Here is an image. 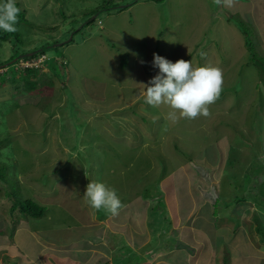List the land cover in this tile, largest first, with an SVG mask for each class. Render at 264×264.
I'll return each instance as SVG.
<instances>
[{"label":"rangeland","instance_id":"obj_1","mask_svg":"<svg viewBox=\"0 0 264 264\" xmlns=\"http://www.w3.org/2000/svg\"><path fill=\"white\" fill-rule=\"evenodd\" d=\"M250 1L233 0L231 7H224L213 0H136L127 8L105 11L89 21L98 10L121 1L16 0L29 22L16 25L21 42L11 34L0 40V65L15 53L39 47H47L48 58L40 67L39 89L14 83L11 78L0 87V186L7 181L1 186L0 205L6 204L3 197L9 190L16 191L19 198L27 196L24 186L23 192L19 189L20 179L27 184L25 188L38 191V177L54 161L64 165L66 172L72 166L67 161L76 155L99 165L102 156L94 148L108 149L109 142L119 140L124 146L127 134L125 158L132 165L130 177H137L140 186L148 182V194L158 192L156 178L169 176L183 196L187 192L185 177L197 181L203 174L210 181L213 172L221 178L217 189L226 194L224 201H218L219 213L220 206L235 197L241 175L252 176L248 167L255 163V153L264 149V136L255 128L264 134V83L250 59L242 26L225 20L224 10L251 31L264 62V26L254 10L255 5L264 6V0ZM255 16L258 21L253 22ZM70 38L62 46L56 45ZM153 53L172 62L192 60L194 66L211 64L223 70V92L210 105L209 117L173 122L168 118L169 106L145 103L143 84L159 71L152 66ZM125 54L127 65L122 66ZM26 62L19 61L16 67ZM21 73L18 70V76ZM88 96L94 102H86ZM94 129L101 132L93 135ZM98 139L103 146H93L92 141ZM258 158L264 159V152ZM260 179H253L254 184L259 186ZM250 186V182L241 184L240 193L246 189L250 196ZM197 189L215 200L212 188ZM240 193L237 191L242 196ZM230 223L232 227L237 224ZM246 229L253 228L249 224Z\"/></svg>","mask_w":264,"mask_h":264},{"label":"crops","instance_id":"obj_2","mask_svg":"<svg viewBox=\"0 0 264 264\" xmlns=\"http://www.w3.org/2000/svg\"><path fill=\"white\" fill-rule=\"evenodd\" d=\"M255 7L264 26V6ZM256 17L253 22L258 21ZM93 100L88 96L86 102ZM255 128L263 137L259 127ZM96 132L101 131H91L93 135ZM99 141L93 140V146H103ZM128 141L126 134L124 146L119 140L109 142L108 149L94 148L102 156L99 165L79 154L67 161L72 166L66 172L64 165L54 161L38 177V191L25 188L27 184L18 180L19 189L23 192L24 186L27 194L22 198L46 208L39 218L10 213L12 199L7 187L6 204L0 205V264H264V236L260 237L259 229H264V175H241L237 185L250 182V196L246 189L240 193V187H235L233 200L216 213L219 199L224 201L226 195L217 189L221 178L209 181L203 176L197 185L188 175L184 178L187 192L180 196L174 177L155 179L153 175L160 188L148 194V182L140 186L137 177H130L132 165L125 158ZM85 145L81 148L86 150L88 142ZM259 159L264 164V159ZM258 178L259 186L254 184ZM90 180L116 189L123 204L117 216L93 210L85 202L83 194ZM3 181L1 186L7 183ZM209 187L216 194L215 200L197 189L207 191ZM230 220L237 224L232 227ZM249 224L253 229H246Z\"/></svg>","mask_w":264,"mask_h":264},{"label":"clouds","instance_id":"obj_3","mask_svg":"<svg viewBox=\"0 0 264 264\" xmlns=\"http://www.w3.org/2000/svg\"><path fill=\"white\" fill-rule=\"evenodd\" d=\"M213 3L231 7L233 0H213ZM19 13L16 0H0V31L15 32ZM200 55L205 53L201 51ZM152 66L159 71L147 84H143L145 103L152 107L169 106L168 118L173 122L211 115L210 105L223 92V70L220 67L211 64L194 66L192 60L184 59L172 62L156 53H153ZM83 198L93 210H104L112 216H117L123 207L116 189L103 182L90 180Z\"/></svg>","mask_w":264,"mask_h":264},{"label":"trees","instance_id":"obj_4","mask_svg":"<svg viewBox=\"0 0 264 264\" xmlns=\"http://www.w3.org/2000/svg\"><path fill=\"white\" fill-rule=\"evenodd\" d=\"M120 1H121V3H125L124 2L125 0H120ZM129 1H132V0H129ZM16 6L20 8L19 3H17V2H16ZM104 9H106V8H104ZM100 10H103V9H100ZM100 10H98V11H100ZM224 10L227 12L226 13V20L228 22L236 23L237 25H239V27L242 26L243 33L245 35L244 36L245 37V45L247 46L248 50L250 51V59L253 62V64L257 67V70L260 74L259 78L261 80V83L262 82L264 83V62L261 61L263 59V57H261L255 49V46H254L253 41L251 39V31L248 30L244 26V22L242 20H240V18L235 19L234 17L236 15H233V14L231 15V12H229V10H227V9H224ZM21 22H29V21L26 17L25 11L20 8V13H19L17 24H19ZM99 23L101 24V20H99ZM10 34H11V36L12 35L16 36L18 39L17 41L21 42L16 31L11 32V33L0 31V40L5 41L6 38H8V35H10ZM43 53H45V51L41 52L39 54H36L34 56H38V55H41ZM17 55H18V53H15L8 61L12 60ZM126 56H127V54L123 55L122 62H121L122 66L127 65L126 64ZM25 59H28V58H24V60ZM17 63H19V61L14 63L15 67L17 66ZM15 67L11 69V67L8 66V67H6V71H4L5 70V68H4L3 71L0 73V87L5 85L8 81V79L11 78V80L14 83L23 82L24 86H26L27 88H30L32 90L33 89H39L40 80H42V78H43L42 76L39 77V75H41L40 73L42 72L41 68H34V67H21V68L16 67L15 68ZM51 69L53 71V68H51ZM18 70L22 71L21 75H19V76H18ZM55 70H56V68H55ZM262 118L263 117H259V120H261ZM260 153H262V150L260 151ZM260 153H255L256 154V161H255V163L253 162L252 166H251V173L253 171L252 176L256 175V174L264 175V164L261 163L260 159L258 158V155H260ZM209 167H210L209 168L210 170L213 168L212 165ZM253 168H255V170H253ZM1 176H2V174H1ZM202 177H203V174H201V178ZM209 177L211 179L214 178V173L213 172H211V174L209 173ZM3 178H5V177H3ZM199 181L200 180H197V181H195V183L197 182V185H198ZM8 197L10 199H12V201H14V203L11 206L12 213L17 212L18 214H20L24 217L32 216V217H38L39 218V217L43 216L45 211H46V208L44 206L38 204L36 201H34L32 199L19 198L17 196L16 191H12V192L8 193ZM259 229L261 230V232L263 233V236H264V231H263L264 229L261 227H259Z\"/></svg>","mask_w":264,"mask_h":264},{"label":"water","instance_id":"obj_5","mask_svg":"<svg viewBox=\"0 0 264 264\" xmlns=\"http://www.w3.org/2000/svg\"><path fill=\"white\" fill-rule=\"evenodd\" d=\"M134 1H136V0L128 1V2H125V3H121V4L117 5V6L110 7L108 9L106 8V9L97 11V14L94 15L93 18L90 17L91 19H89V21L92 20V19H96L101 13H103L105 11H108V10H118V9L127 8V7L131 6L134 3ZM71 39L72 38L68 39L67 41H64L63 43L60 42V43H58L56 45L57 46H62V44L71 41ZM56 45H55V47H57ZM46 48L47 47H39V48L33 49L32 51H29V52L20 53L16 57H14L12 60H10V61H8L6 63L1 64L0 65V69H4V68L10 66L11 64L16 63L17 61L23 60L24 58H29V57H32V56H34L36 54H39L41 52H44V51H46Z\"/></svg>","mask_w":264,"mask_h":264},{"label":"built area","instance_id":"obj_6","mask_svg":"<svg viewBox=\"0 0 264 264\" xmlns=\"http://www.w3.org/2000/svg\"><path fill=\"white\" fill-rule=\"evenodd\" d=\"M47 55L45 53L38 55V56H33L28 59H25L27 61L25 65H22L23 67H34V68H40L44 66V62L47 60ZM24 60V59H23ZM23 60H20L23 62ZM23 64V63H22Z\"/></svg>","mask_w":264,"mask_h":264}]
</instances>
